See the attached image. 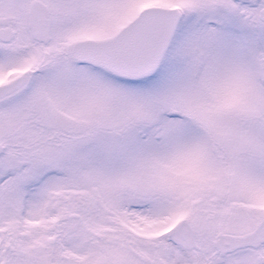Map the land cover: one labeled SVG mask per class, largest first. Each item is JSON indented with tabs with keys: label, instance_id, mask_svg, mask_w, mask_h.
Instances as JSON below:
<instances>
[{
	"label": "snow or ice",
	"instance_id": "6c2138e0",
	"mask_svg": "<svg viewBox=\"0 0 264 264\" xmlns=\"http://www.w3.org/2000/svg\"><path fill=\"white\" fill-rule=\"evenodd\" d=\"M0 264H264V0H0Z\"/></svg>",
	"mask_w": 264,
	"mask_h": 264
}]
</instances>
